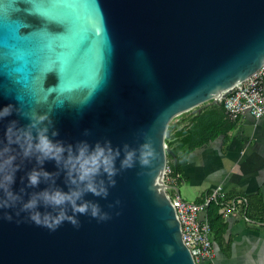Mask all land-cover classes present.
Instances as JSON below:
<instances>
[{
	"label": "water",
	"instance_id": "obj_1",
	"mask_svg": "<svg viewBox=\"0 0 264 264\" xmlns=\"http://www.w3.org/2000/svg\"><path fill=\"white\" fill-rule=\"evenodd\" d=\"M263 66L264 0H0V109L12 106L0 139L10 122L47 112L52 139L121 151L107 198L85 196L109 219L78 214L79 227L51 231L0 210V264H194L166 193H177L166 184L167 125ZM147 138L151 165L121 169L124 145L138 150ZM16 162L13 188L25 187V199L48 186L27 187L35 158L18 152ZM42 167L67 190L55 161Z\"/></svg>",
	"mask_w": 264,
	"mask_h": 264
},
{
	"label": "clouds",
	"instance_id": "obj_2",
	"mask_svg": "<svg viewBox=\"0 0 264 264\" xmlns=\"http://www.w3.org/2000/svg\"><path fill=\"white\" fill-rule=\"evenodd\" d=\"M11 114L12 106H4L0 109V120ZM28 118L30 122L25 126L18 127L15 121L10 122L4 138L0 139V210L18 208L17 215L27 213L29 220L51 231L65 221L79 227L78 214L89 215L99 221L109 219L108 213L103 212L98 203L85 199V196L91 193L107 198L109 186L116 184L114 177L118 172L116 160L121 156L120 149L113 148L110 141L94 145L86 141L75 146L65 145L51 138L58 135L57 131H52L50 137L49 127L44 123H52L47 112H34ZM124 149L121 169L133 167L137 160L142 167H148L156 157L150 138L145 139L138 150L129 149L127 144ZM18 152L24 159L35 158L41 165L27 173V187L37 188L42 182L48 185L29 193L27 199L24 198L25 187L18 191L13 188L20 170L16 162ZM46 160L55 161L63 171L67 190L56 185L54 174L42 167ZM105 176L107 184L103 179ZM3 218L10 221L12 216L4 214Z\"/></svg>",
	"mask_w": 264,
	"mask_h": 264
},
{
	"label": "crops",
	"instance_id": "obj_3",
	"mask_svg": "<svg viewBox=\"0 0 264 264\" xmlns=\"http://www.w3.org/2000/svg\"><path fill=\"white\" fill-rule=\"evenodd\" d=\"M262 90L264 94V76ZM176 181L192 188L193 202L219 185L224 196L253 199L262 207L258 210H264V117L254 118L247 112L236 116L225 135L187 154L178 177L170 176L167 184L174 186ZM251 219L255 223L220 218L212 231L213 259L200 264H264V212Z\"/></svg>",
	"mask_w": 264,
	"mask_h": 264
},
{
	"label": "built area",
	"instance_id": "obj_4",
	"mask_svg": "<svg viewBox=\"0 0 264 264\" xmlns=\"http://www.w3.org/2000/svg\"><path fill=\"white\" fill-rule=\"evenodd\" d=\"M263 76L264 66L241 83L231 86L223 98L218 101L222 103L229 118L233 119L243 112H247L254 118L264 117ZM170 172L166 165V184L170 178ZM169 198L179 215L182 242L189 250L194 264L202 261L210 262L214 256L211 241L213 232L205 215L206 207L209 204L219 207L222 218L239 217L248 224L255 223L246 215V199L242 196H224L219 185L211 188L195 202H187L181 199L177 193ZM199 214H202L201 218Z\"/></svg>",
	"mask_w": 264,
	"mask_h": 264
},
{
	"label": "trees",
	"instance_id": "obj_5",
	"mask_svg": "<svg viewBox=\"0 0 264 264\" xmlns=\"http://www.w3.org/2000/svg\"><path fill=\"white\" fill-rule=\"evenodd\" d=\"M233 122L234 118L227 116L221 102H205L200 105L199 112L183 115L168 123L167 136L164 142L167 151L166 165L171 171L170 176L178 177L180 167L185 163L187 154L201 144L213 140L218 135H225L233 126ZM170 153H173L174 159ZM245 199L247 203L245 210L248 217L253 218L256 215L263 214L264 210H258L262 207L255 205L253 199ZM205 215L213 231L214 225L222 218L219 207L209 204L206 207Z\"/></svg>",
	"mask_w": 264,
	"mask_h": 264
},
{
	"label": "rangeland",
	"instance_id": "obj_6",
	"mask_svg": "<svg viewBox=\"0 0 264 264\" xmlns=\"http://www.w3.org/2000/svg\"><path fill=\"white\" fill-rule=\"evenodd\" d=\"M173 185L177 188L178 196L181 199L187 202H193V190L189 185H186L185 183L180 182V181H176ZM166 192L171 197L175 195L173 190L166 189Z\"/></svg>",
	"mask_w": 264,
	"mask_h": 264
}]
</instances>
